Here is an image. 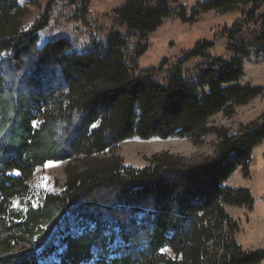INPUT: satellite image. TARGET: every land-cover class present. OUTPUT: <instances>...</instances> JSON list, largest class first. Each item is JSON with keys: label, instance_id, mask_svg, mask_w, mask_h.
Here are the masks:
<instances>
[{"label": "trees", "instance_id": "obj_1", "mask_svg": "<svg viewBox=\"0 0 264 264\" xmlns=\"http://www.w3.org/2000/svg\"><path fill=\"white\" fill-rule=\"evenodd\" d=\"M205 1H211L206 12L229 11L235 4ZM55 2L49 0L46 12L27 28L28 9L19 0H0V62L9 56L14 66L31 55ZM244 5L225 35H219L226 36L229 61L207 56L214 45L204 42L169 65L165 61L159 69L141 71L139 60L148 50L149 36L165 20L182 17L188 7L169 0H134L113 12L114 23L129 32L132 45L113 35L107 48L97 45L84 54L75 52L68 40L33 51L37 61L60 68L61 78L58 87L33 103L8 101L0 71V264H38L69 211L118 200L126 207L149 200L153 208L154 219L145 227L148 258L136 264L264 262V251L246 252L238 244V224L226 210L253 207L251 192L224 185L238 166L249 175L253 151L264 141V113L235 135L208 127L219 113L231 114L263 94L261 88L243 85L241 78L251 50L264 51V24L257 16L264 0ZM196 59L203 60L197 77H188L187 64ZM210 135L219 140L215 155L195 166L163 154L135 170L125 166L119 153L122 143L136 138L187 139L200 146ZM50 162L67 163L63 190L47 194L37 207L10 212V203L26 192L33 174ZM97 236L67 238L60 264L91 259ZM166 248L171 255L161 253ZM120 264L132 263L125 259Z\"/></svg>", "mask_w": 264, "mask_h": 264}, {"label": "rangeland", "instance_id": "obj_2", "mask_svg": "<svg viewBox=\"0 0 264 264\" xmlns=\"http://www.w3.org/2000/svg\"><path fill=\"white\" fill-rule=\"evenodd\" d=\"M134 0H56L50 13L49 25L37 35L33 51L43 49L47 44L68 40L77 53H87L97 45L107 48L113 35H120L130 45L129 32L114 23L113 12ZM140 1V0H139ZM20 5L28 9L24 20L31 28L49 5V0H19ZM170 3L186 4L188 12L180 18L171 17L163 26L149 36L147 52L139 60L142 70L159 69L163 62L167 65L176 57L194 50L198 43H210L214 48L207 54L213 59L229 61L226 51L225 28L240 16L246 8V0H235L228 8L206 12L204 7L211 3L205 0H169ZM264 24V6L257 13ZM250 28V27H248ZM33 51L31 55H33ZM22 58L13 63L10 57H3L0 71L5 80V97L11 103L15 100H28L33 103L48 94L61 83L60 68L51 62L36 60L34 57ZM28 56V55H26ZM202 59L187 64L188 77H197V65ZM167 65L165 67H167ZM168 76V74H167ZM241 83L253 88H261L263 94L246 106L234 107L231 114L221 112L208 122L209 128L225 129L235 135L241 126L257 121L264 113V51L254 48L244 59V73ZM36 116L39 114L36 112ZM38 123V122H36ZM72 131V128H67ZM219 143L215 135L207 136L200 146L190 140L172 138L168 140L152 139L143 141L138 138L120 145L119 153L125 166L141 170L150 166L149 161L155 155L168 154L182 157L184 164L195 166L211 159ZM236 161L235 158L232 162ZM66 162H50L39 168L28 181V189L10 203L11 211L37 207L47 194L60 193L65 185ZM249 175L243 168L229 177L225 186L234 189H247L251 192L254 205L251 208L228 207L226 210L238 224L236 241L246 252L264 251V141L258 145L251 156ZM147 198V197H145ZM146 200L141 205L126 207L121 200L116 204L76 207L68 212L59 223L55 234L50 238L47 253L40 257L38 264H60L66 250L65 240L69 237L80 238L87 234H97L91 259L84 264H120L128 259L132 264L144 262L147 258L148 236L145 227L148 219H154L153 208ZM199 204L198 199L194 200ZM94 217V221L90 220ZM161 253L171 255L166 248ZM264 264V262H262Z\"/></svg>", "mask_w": 264, "mask_h": 264}, {"label": "snow or ice", "instance_id": "obj_3", "mask_svg": "<svg viewBox=\"0 0 264 264\" xmlns=\"http://www.w3.org/2000/svg\"><path fill=\"white\" fill-rule=\"evenodd\" d=\"M18 174V173H17Z\"/></svg>", "mask_w": 264, "mask_h": 264}]
</instances>
